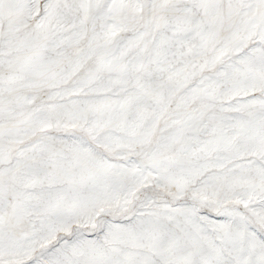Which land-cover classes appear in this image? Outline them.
<instances>
[{
  "label": "snow or ice",
  "instance_id": "obj_1",
  "mask_svg": "<svg viewBox=\"0 0 264 264\" xmlns=\"http://www.w3.org/2000/svg\"><path fill=\"white\" fill-rule=\"evenodd\" d=\"M0 264H264V0H0Z\"/></svg>",
  "mask_w": 264,
  "mask_h": 264
}]
</instances>
